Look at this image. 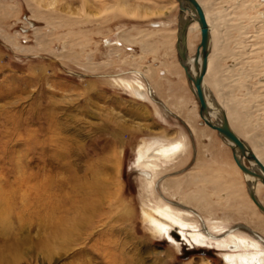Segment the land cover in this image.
Segmentation results:
<instances>
[{
	"label": "rangeland",
	"instance_id": "374dc122",
	"mask_svg": "<svg viewBox=\"0 0 264 264\" xmlns=\"http://www.w3.org/2000/svg\"><path fill=\"white\" fill-rule=\"evenodd\" d=\"M165 4L173 11L159 8ZM207 6L216 40L209 59L264 135V0ZM179 10L174 0H0V264H226L217 247L176 244L154 229L156 219L165 221L154 211L158 195L193 211L163 188L174 193L190 175L202 177L183 188L205 189L218 203L212 214L196 212L208 236L248 233L242 228L256 211L245 175L218 132L202 123L178 64ZM165 30L172 46H163ZM200 35H190L189 57ZM108 38L123 41L109 45ZM207 86L226 110L220 88ZM155 138L185 142L187 153L159 171L152 190L136 151Z\"/></svg>",
	"mask_w": 264,
	"mask_h": 264
},
{
	"label": "bare ground",
	"instance_id": "6f19581e",
	"mask_svg": "<svg viewBox=\"0 0 264 264\" xmlns=\"http://www.w3.org/2000/svg\"><path fill=\"white\" fill-rule=\"evenodd\" d=\"M174 1H176L180 6L179 15H178V18H179L178 32H176V33H178V36H177V38H178L177 48H178V55H179L178 64L180 65L181 70L183 72L186 71L185 72L186 75L189 72L195 77L197 72H198V69H199V67L196 65L197 54L201 49L199 48L197 54L195 56H191V57H189L188 49H190L192 47V44L190 43V40H189L192 32L199 29V33L202 35L201 26H200V23L198 22V15H197L194 7L190 3H188V2L181 3L179 0H174ZM198 1L200 2L202 7L204 8L206 18H207V21L209 24L210 54H211V51L213 50V48L215 46L216 40H214L215 38L213 37L214 36L213 31H212L213 30V23H212L211 18L208 15V11H207L208 6L207 5H210V3H213L214 0H198ZM122 4L123 3H121V6H122ZM211 5H213V4H211ZM113 7H111V8H113ZM159 8L163 9V11H165V13H170L174 9V7L172 8V7L168 6V4H165ZM187 11L189 12V14L187 13ZM211 13H213V12H211ZM36 17H38V16H36ZM47 23H49V22L47 21ZM51 24H53V23H51ZM164 25H166V24H164ZM63 26H65V25H63ZM39 31H40V29L36 28L37 34L40 33ZM164 32L165 33H163V35H162V37H163L162 40H164L163 46L170 45V44L172 46V44L174 43V38L172 39L171 37H169L168 31L165 30ZM42 33L44 34V31ZM49 35H50V33H49ZM42 37L40 35V38H42ZM212 37L214 38L213 40H212ZM142 38H143V36H142ZM122 41H123L122 39L121 40L120 39L113 40V39H109V38L107 39V43L109 45L110 44H116V43L122 44ZM48 42H50V41H48ZM144 47H145V45H144ZM216 47L218 49H220V51L224 52L225 43L222 44L219 42V43H217ZM19 48H21V47H19ZM44 48L45 47H42V49H44ZM37 49H39V48H37ZM18 50H20V49H18ZM24 51H26V50H24ZM29 53H31V52H29ZM224 53H226V52H224ZM209 60H208V70H207V73H206L205 79H204V90L206 91V95L208 97V103L210 106V109H209L210 117L212 118L214 123H216L218 125L222 123L223 118H222V114L220 113V110L218 108L219 103L208 92V88H207L208 87L207 86L208 80H210L212 83H214V85H217L218 88H220L219 101L226 109L225 111H226V114L228 116V120L230 122V125L232 124V122L236 124V126H237L236 130L238 131V133L237 132L236 133L239 134V137L240 136L243 137V138H241V137L240 138L242 140H244L250 147L252 146L251 148L256 153V155L258 156L260 161L264 164V142L260 143L257 140L258 138L264 137V135L260 131L254 132L256 129L253 127V126H255L253 123V120H255V118H254L255 116L253 115L254 113H251L245 109L244 101L241 99L240 96H238L236 94V92L234 90L233 91L229 90V88L226 84H225V86H223L224 83H227V82H226V78L223 75L224 73L222 74V67L219 64H217V62H215L214 59H212V60L209 59ZM200 64H201V62H200ZM211 65H212V68H211ZM147 71H149V70H147ZM166 72H168L170 74V72L168 70H165L162 73L164 74ZM181 74H182V72H181ZM187 80L190 83L191 89L196 94L197 92H196V88L194 86V82L192 80H190L188 78V76H187ZM126 83H127V81H124V84H126ZM136 85L139 86V84H136ZM126 86H128V85H126ZM139 88H142V86H139ZM237 92H240V90H238ZM196 96H197V94H196ZM198 116L201 118L200 113H198ZM260 119H262V118H260ZM188 121H189V125L192 127L193 126V120L191 121V119H188ZM202 123L205 126H207L210 130L217 131V130L212 129L210 126H208L203 119H202ZM231 127H232V125H231ZM232 129H233V127H232ZM253 129H254V131H253ZM192 131L197 133V130L194 128V126L192 127ZM217 132H218L219 136L223 139L224 144L227 145L229 147V149L232 150V143L225 136L220 134L219 131H217ZM251 134H254L252 141H254V142L257 141V143H254L252 145L249 144L250 142H249L248 138H246L248 135H251ZM185 147H186L185 142L165 143V142L161 141V139L159 140L156 138L149 140L148 142L146 141L144 144H142L140 147H138V149L136 151V155L138 158L137 164H138V166L142 167L141 174H142V176L146 177V187L147 188H150V189L152 188V190H153V187L155 186L154 185L155 184L154 179L158 175L159 171L164 170L167 166H171V165L173 166L175 163H177L179 161L178 159L180 157L184 156L185 153H187L186 152L187 150ZM232 152H233V150H232ZM238 154H239L240 158L243 160V162L251 170H253L254 172L263 173L260 170V168L252 160L247 158L246 155H244L240 152H238ZM233 157H234V154H233ZM113 164H115V163H113ZM235 164H236V167L239 168V170L242 172V174L245 175V178H246L245 184H246V187L248 190V197L250 198V202L252 204H254L255 208L252 207L253 210L256 211L255 217L250 220V224H248L246 227L242 228L243 230H246V232H248L247 234L241 232L240 230H239L240 232L238 231L239 233H237L234 231V229H232L228 233H222V235L212 233L211 235L215 236V238L208 236V234H210L211 231L208 230L204 226V222H205L204 221L205 219L203 220L204 217L201 220L202 224H200L198 222V220L200 218L196 212H200L201 214L204 213V215L206 213L212 214V212H214L212 210H214L216 208V204H218V203L208 201V198H207L208 195H206L204 193L205 189L203 191L202 190H200V191H186L183 188V186H185V185L187 188L189 185H191L190 181H192L193 179L196 180L197 177L198 178L202 177V175L197 176V177L193 176V175L188 176L186 180H183L180 184H177V186H175L178 189L174 193H172L173 191L171 192V189L169 188L170 186L166 187V185H168V184H166V183L164 184L163 188H164L165 192L170 193V195L172 196V200L175 201V205L178 206V204H179L185 208H189V209L193 208V211L191 210L192 211L191 212V211L185 210L182 207H181L182 209H180V210L175 209L172 205H170L171 202H169L170 203L169 204V203H167L168 201L166 202L159 195L156 196V198H157L156 200H158V201H157V205H156L154 211L157 214H159L165 220L163 222V221H158V219H156V221L153 222V225L155 226L154 229H156V232L158 234H160L161 236H163L164 238L166 237L170 242H173L176 244H180V243L185 242L187 245L192 246L194 249H196L197 247H209V248L217 247V248H219V250L220 249L223 250V251H221V252H223L222 257L227 264H264V212L258 208V206L253 201L251 194H250L251 192H253L255 194V196L257 197V199L259 200V202L264 205V200L261 198L262 193H264V184L260 179L255 178L252 175L244 173L241 170V168L238 166V164L237 163H235ZM214 179H216V178H214ZM106 181L110 182V180H108V179ZM103 182H104V180H103ZM212 183H213V181H212ZM108 184L109 183H107L106 185L108 186ZM218 185L220 186L222 184L219 182ZM181 188H183V189H181ZM232 188H235L237 190V185L232 186ZM93 189L95 191V188H93ZM100 189H102V188H100ZM100 189H99V191H100ZM106 189H108V188H106ZM106 189H105V191H106ZM110 192H111V190H110ZM102 193H103V191H102ZM105 194H106L105 197L108 196L107 193H105ZM172 204H174V203H172ZM144 216H145V214H144ZM200 227H202V228H200ZM211 227L213 228L214 233L215 232L218 233L221 231V229H218L220 226L214 225ZM227 249H230V250L227 251ZM109 251H110V247L107 248L105 252H107V254H108ZM204 260H206L208 262L207 264H210L207 259H204ZM191 264H193V263H191Z\"/></svg>",
	"mask_w": 264,
	"mask_h": 264
},
{
	"label": "water",
	"instance_id": "95a60500",
	"mask_svg": "<svg viewBox=\"0 0 264 264\" xmlns=\"http://www.w3.org/2000/svg\"><path fill=\"white\" fill-rule=\"evenodd\" d=\"M179 1L181 3L188 2L194 7L198 15V22L200 23L201 31H202V40L200 44L201 50L198 52L196 59V65L199 67L198 72L195 77L191 73L189 72L187 73L188 78L194 82V86L196 88V92H197L196 94L200 102V116L208 126H210L214 130L219 131L220 134L225 136L232 143L234 159L238 164V166L241 168V170L246 174L252 175L255 178L260 179L264 184V164L260 161L256 153L253 151V149L244 140H242L238 136V134L232 129L226 111L218 105V108L223 118L222 123L219 125L214 123V121L210 117L209 114L210 106L208 103V97L206 95V91L204 90V79L208 70V60L210 55L209 24L206 18L204 8L202 7V5L198 0H179ZM238 152L246 155L248 159L252 160L263 173L254 172L253 170H251L240 158ZM250 194L253 201L258 206V208L264 212V205L259 202V200L257 199V197L253 192H251Z\"/></svg>",
	"mask_w": 264,
	"mask_h": 264
},
{
	"label": "flooded vegetation",
	"instance_id": "af4514ba",
	"mask_svg": "<svg viewBox=\"0 0 264 264\" xmlns=\"http://www.w3.org/2000/svg\"><path fill=\"white\" fill-rule=\"evenodd\" d=\"M182 66V65H181ZM185 70V69H184ZM186 72V71H185ZM230 249H227V251H229ZM223 261H224V259H223ZM225 262V261H224ZM226 263V262H225ZM227 264V263H226Z\"/></svg>",
	"mask_w": 264,
	"mask_h": 264
}]
</instances>
